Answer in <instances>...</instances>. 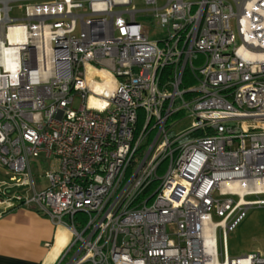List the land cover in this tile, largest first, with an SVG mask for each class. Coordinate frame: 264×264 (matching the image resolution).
<instances>
[{
    "label": "built area",
    "instance_id": "built-area-1",
    "mask_svg": "<svg viewBox=\"0 0 264 264\" xmlns=\"http://www.w3.org/2000/svg\"><path fill=\"white\" fill-rule=\"evenodd\" d=\"M131 1L0 0V206L69 229L56 264H264L227 249L264 206V0Z\"/></svg>",
    "mask_w": 264,
    "mask_h": 264
},
{
    "label": "crops",
    "instance_id": "crops-1",
    "mask_svg": "<svg viewBox=\"0 0 264 264\" xmlns=\"http://www.w3.org/2000/svg\"><path fill=\"white\" fill-rule=\"evenodd\" d=\"M71 238L33 207L0 206V264H56Z\"/></svg>",
    "mask_w": 264,
    "mask_h": 264
},
{
    "label": "rangeland",
    "instance_id": "rangeland-1",
    "mask_svg": "<svg viewBox=\"0 0 264 264\" xmlns=\"http://www.w3.org/2000/svg\"><path fill=\"white\" fill-rule=\"evenodd\" d=\"M145 7L144 0H132L131 5L128 6L129 9H143ZM137 20L142 23L151 38L158 39L163 36L162 30L155 26L154 17L150 13H137ZM75 106H77V100ZM182 126H180V129H182ZM0 177L7 179L2 171H0ZM261 197L264 198V195H261ZM65 219L68 218L65 217ZM232 225L227 235L229 256L235 257L252 251L264 253V206H252L244 215L239 212L233 218Z\"/></svg>",
    "mask_w": 264,
    "mask_h": 264
},
{
    "label": "bare ground",
    "instance_id": "bare-ground-1",
    "mask_svg": "<svg viewBox=\"0 0 264 264\" xmlns=\"http://www.w3.org/2000/svg\"><path fill=\"white\" fill-rule=\"evenodd\" d=\"M11 33H13V30H11ZM102 74H103V73H102ZM106 85H108L107 82L104 83V84H102V83H96V84H95V88H96V89H102V88H103L104 86H106ZM92 102L95 103V102H96L95 99L92 98ZM237 187H238L237 189H238L239 191H241V192H242L243 189H244V187H241V186H237ZM211 264H217V263H211Z\"/></svg>",
    "mask_w": 264,
    "mask_h": 264
},
{
    "label": "trees",
    "instance_id": "trees-1",
    "mask_svg": "<svg viewBox=\"0 0 264 264\" xmlns=\"http://www.w3.org/2000/svg\"><path fill=\"white\" fill-rule=\"evenodd\" d=\"M184 84H186V82Z\"/></svg>",
    "mask_w": 264,
    "mask_h": 264
}]
</instances>
